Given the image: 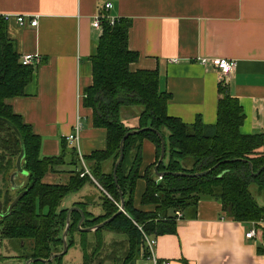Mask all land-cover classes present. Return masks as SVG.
<instances>
[{
    "label": "trees",
    "instance_id": "1",
    "mask_svg": "<svg viewBox=\"0 0 264 264\" xmlns=\"http://www.w3.org/2000/svg\"><path fill=\"white\" fill-rule=\"evenodd\" d=\"M7 23L0 16V165L4 178L10 177L23 141L26 148L23 167L28 171V177L20 190L27 192L7 215H0V245L5 239L17 240L21 246L19 258L23 261L47 259L63 250L62 237L69 210L60 208L63 199L85 184L94 182L87 174L80 176L83 169L81 158L77 148L69 147L68 141L64 140L67 149L60 155L42 156L41 137L31 124L14 112L9 100L25 94L35 67L22 63L16 42L8 36ZM131 25L132 20L124 17L118 18L114 24L103 21L102 33L91 55L93 81L86 87L83 99V104L93 110L94 126L107 130L106 148L95 150L84 158L94 163L92 174L111 197L102 195L103 213L100 215L88 211L87 203H76L75 206L85 213V218L80 227L82 213L72 210L67 237L70 248L76 244L73 233L89 235L90 232L80 228L96 226L115 214L119 210L117 203L121 202V188L125 212L93 233L96 236L107 227L113 233L125 235L121 245L113 242L115 245L107 254L115 257L116 264H136L138 256L148 250L144 234L175 233L177 217L171 212L193 208L202 199L218 200L223 210L236 221L253 222L255 225L264 221V204L257 198L264 196V133H241L245 117L243 107L222 84L219 86L217 122L213 126L206 125L200 116L194 123H186L169 115L167 105L171 93L161 88L158 70H131V64L139 58L138 52L129 48ZM133 120L134 126L131 125ZM145 127L154 128L163 135L166 154L158 171L169 173L162 178L155 173L161 153V138L156 131L148 129L125 140L117 185L113 169L120 154L121 139L128 131ZM145 139L155 143L156 161L141 173ZM108 160L113 162L112 169L105 171L104 163ZM59 163L73 165L74 171L68 181L45 182L46 174ZM211 168L213 170L201 176L174 174ZM258 171L255 175L254 172ZM140 178L146 181L141 204L154 205V211H143L134 206L135 189ZM251 184L258 186L257 197L250 190ZM20 191L12 193L9 188L5 189L1 196L4 210ZM80 246L82 264H94V261H89L88 248L82 240ZM96 249L97 246H93L92 252ZM64 256L55 257L48 264H64ZM30 264L45 263L36 260ZM99 264L104 263L101 261Z\"/></svg>",
    "mask_w": 264,
    "mask_h": 264
},
{
    "label": "crops",
    "instance_id": "2",
    "mask_svg": "<svg viewBox=\"0 0 264 264\" xmlns=\"http://www.w3.org/2000/svg\"><path fill=\"white\" fill-rule=\"evenodd\" d=\"M106 2L113 5L109 11ZM105 12L132 20L129 48L139 58L131 70H158L161 88L171 93L169 115L186 123L200 116L213 126L222 84L243 107L241 133H264V0H0L1 15H9L8 36L21 58L34 55L30 65L35 70L25 94L9 102L41 137L42 156L66 150L64 140L76 134L78 124L79 137L68 145L77 148L88 168L92 162L84 157L107 146V130L94 126L93 110L83 104L85 89L93 81L91 55L102 33L93 21ZM18 16L25 17L23 26ZM33 18L38 19L36 26L30 24ZM201 57L234 59L237 66L226 75L210 63L202 64ZM155 161L156 145L145 139L141 173ZM48 174L54 182L59 173ZM3 181L1 200L5 189L11 190L10 182L5 187ZM86 187L90 189L80 195L85 200L73 199L69 209L79 202L87 207L93 187L110 196L97 183H87L76 193ZM145 187L140 178L134 206L154 211V205L141 204ZM177 211L171 212L177 217L176 232L156 235L153 254L147 250L136 264H264V221H236L216 199H202L193 208ZM90 212L97 214L98 209ZM253 228L256 236L247 237Z\"/></svg>",
    "mask_w": 264,
    "mask_h": 264
},
{
    "label": "rangeland",
    "instance_id": "3",
    "mask_svg": "<svg viewBox=\"0 0 264 264\" xmlns=\"http://www.w3.org/2000/svg\"><path fill=\"white\" fill-rule=\"evenodd\" d=\"M134 112H137V108H134ZM131 125L134 126L135 122L134 120L131 122ZM2 153V151L0 150V154ZM7 159H9V156H7ZM1 160V159H0ZM15 162V160H14ZM15 165V164H14ZM108 167H105L106 165H104V169L105 171H110L112 169V165L113 162L108 164ZM83 166V164H82ZM90 167V165H88ZM93 166L94 163H92L91 167L89 168V170H91V174L93 172ZM15 171V169L13 170V172ZM53 171L58 174V178L56 181L52 182V176H50L51 174L46 175V177L44 178V181L46 182H51V183H64L67 182L68 179L70 178V176L72 175V171H74V167L72 164H68V163H59L53 166ZM12 172V173H13ZM11 173V174H12ZM10 174V177H11ZM81 176V175H80ZM10 177L4 178V176H0V182L2 181V179H4V184L5 187L9 186V179ZM23 175H19L17 177V182L19 184H24L26 181V178ZM56 177V176H54ZM91 178V182H94L92 184H98L100 187H102L99 182L96 180L95 176L92 174V176H89ZM8 179V180H7ZM90 183V182H89ZM4 186L3 183L1 182V187ZM103 188V187H102ZM257 188L258 186L256 184H251L250 186V190L252 191V193L257 197L258 193H257ZM87 189L89 190V187H86L84 192L82 193H71L68 196H66L62 203L60 208H69V206H71L69 203L70 201L74 200H82L83 198L80 197V195L85 194V192H87ZM103 190H105L103 188ZM92 193H94L92 195V197L88 200V206L86 207V209L89 211H97V214H93L94 215H99L100 213H102L103 209L101 208V203H102V195L103 192H101L99 189H97L96 187H93L92 189ZM106 191V190H105ZM14 193H16V191H14ZM91 196V195H90ZM111 197V196H110ZM81 198V199H80ZM259 203L264 204V196L262 197H257ZM85 200V199H83ZM118 206L120 205L119 203H117ZM94 231H91L89 235H84V236H80L78 233H73L74 235V239H76V244H74L72 247L69 248L68 253L64 256L63 258V262L64 264H82L83 263V252L80 246V240H82L83 244L87 245V250H88V255H89V261H91L94 264H99L101 261L104 264H116V259L114 256H107V254L110 253V251L113 249V245L122 243L125 240V235L124 234H117V233H113L111 232L107 227H105L103 230H100L98 232V235L95 236V234H93ZM71 238L73 236H70ZM114 242V243H113ZM97 246V251L92 252V247ZM21 251V246H20V242L17 240H9V239H5L2 241V244L0 245V264H19V263H23L25 264L26 261H23L22 259L19 258V253ZM94 253V254H93ZM108 257V258H107ZM100 260V262H98ZM54 264H59V263H54ZM91 264V263H90Z\"/></svg>",
    "mask_w": 264,
    "mask_h": 264
},
{
    "label": "water",
    "instance_id": "4",
    "mask_svg": "<svg viewBox=\"0 0 264 264\" xmlns=\"http://www.w3.org/2000/svg\"><path fill=\"white\" fill-rule=\"evenodd\" d=\"M14 129H15V131L18 132L16 127H14ZM148 129H152V130L156 131L159 134L160 138H161V153H160L159 161H158V163L155 166V173L161 178L165 174L169 173V172H160V171H158V166L164 160L165 154H166V141H165L163 135L159 131H157L156 129L151 128V127H145V128H141V129H133V130L128 131L121 139L120 154H119V157H118V159H117V161L115 163L114 169H113V175H114V179H115V182H116L117 185H119L118 184L117 171H118L119 165L121 164V162H122V160L124 158V150H125L124 143H125V140L131 135L138 134V133H140V132H142L144 130H148ZM19 135H20V133H19ZM20 137H21V135H20ZM21 142H22V149H21V152L18 155L17 160H16L15 171L11 174L10 181H9L10 184H11V190L12 191H16V192L20 191L25 185V183L23 185L22 184H17V177L19 175H23L25 177H28V171L25 170V168L23 167V161H24V158H25V155H26V148H25V143L23 141H21ZM215 167H213V168H215ZM250 167L252 169V164H250ZM213 168L205 170V171L195 172V173L174 172V174L182 175V176H201V175H205V174L209 173L211 170H213ZM258 173H259V171L258 172H254L255 175H257ZM26 180H27V178H26ZM119 191H120V196H121V202H120V205H119V210L115 214H113L111 217H109L106 220L100 222L96 226L80 228L82 231L91 232V231H94L96 229L102 228L107 223L111 222L117 215H119L122 212H125L124 193H123L121 188H119ZM26 192H27V190L20 191L19 194L14 198V200L10 203V205L8 206V208L6 210H4L3 202L0 199V215L1 216L7 215L13 209V207L16 205V203L22 198V196ZM74 209L80 210L81 213H82L81 220L79 221V226L80 227H81V223L83 222V220L85 218V213L77 206H73V207H71L68 210L66 227L64 229L63 237H62V239H63V250L60 251V252H57V253H53V255H51V257H49L47 259H43V258H29V259L26 260L25 264H30L31 262H34L36 260H41L45 264H48L55 257L66 255L68 253V251H69V243H68L67 237H68V232H69L70 225H71V212Z\"/></svg>",
    "mask_w": 264,
    "mask_h": 264
},
{
    "label": "built area",
    "instance_id": "5",
    "mask_svg": "<svg viewBox=\"0 0 264 264\" xmlns=\"http://www.w3.org/2000/svg\"><path fill=\"white\" fill-rule=\"evenodd\" d=\"M105 10L106 11H109L111 8H112V3L111 2H106L105 3ZM0 16L1 17H4L6 20L9 18V15H1L0 13ZM17 20L19 22V24L21 26H23L25 24V17L24 16H18L17 17ZM104 20H107L109 21L111 24H114L115 21L117 20V18L111 16L110 14H107V12L105 13H99L97 14L95 17H94V21H93V27L97 28V29H102L103 27V21ZM38 23V19L37 18H33L30 22V24L32 26H36ZM34 60V55L33 54H26L22 57V63L25 64V65H30L32 64ZM200 62L202 64H212L214 65L215 67H217L223 74H226V75H229L231 74L236 66H237V61L234 60V59H228V58H225V57H201L200 58ZM76 131L79 133V131L81 130V124H78L77 127H76ZM76 132V134H71L70 136L67 137V140L71 143H73L74 141H76V139H78V133ZM82 161H83V169L81 170V176H84V175H89V176H92L89 168L85 165L84 163V159L81 158ZM177 214L180 215V212L177 211ZM145 235V239H146V246L149 250V252L151 254H153V249L157 243V237L155 236H149L147 234H144ZM246 236L251 238V237H255L256 236V230L255 228L249 230L247 233H246ZM169 264V263H168Z\"/></svg>",
    "mask_w": 264,
    "mask_h": 264
}]
</instances>
